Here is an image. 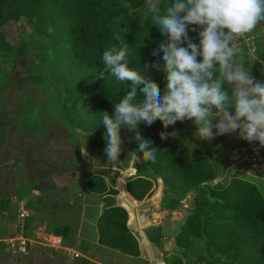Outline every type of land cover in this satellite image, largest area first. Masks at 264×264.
<instances>
[{"label":"trees","instance_id":"1","mask_svg":"<svg viewBox=\"0 0 264 264\" xmlns=\"http://www.w3.org/2000/svg\"><path fill=\"white\" fill-rule=\"evenodd\" d=\"M170 3L171 0H159L161 15ZM23 19L33 24L38 41H43L37 45L35 66L42 71L43 83L54 92L51 109L54 113L59 111L63 122L66 119L73 130L79 131L91 154L103 146L102 140L105 141L102 112L114 114V103L127 94L132 83L120 81L105 71L102 63L105 50L119 48L121 42L126 44L128 67L140 71L147 80L155 81L163 95L166 74L154 67H144L159 58L152 53L165 38L154 24V14L148 11L147 0H0V58L12 55L15 60L26 51V45L14 46L6 38L7 27ZM193 27L199 28L189 25V36L199 43L198 33L191 31ZM243 41L237 45L245 52L247 44L245 39ZM256 49L259 58L264 59L261 45H256ZM162 55L161 52L160 57ZM247 55L248 62L252 55L248 52ZM257 73L253 67L252 74ZM143 87V84L138 86V101L145 98L140 91ZM224 88L231 92L227 82ZM177 122L168 127L178 128ZM140 129L142 136L152 139L153 146L158 148L156 160L146 161L137 151L139 141L135 139V132L121 127L122 149L125 150L121 155L126 158L125 162L131 159V154L126 152L129 149L140 165H144L143 170L139 169L127 179V191L135 199L144 200L154 190L155 175L163 179L165 185L162 210L186 212V220L175 236L177 251L165 258L167 263L208 264L205 256L213 252L211 255H219L216 257L224 264H264L263 188L256 181L237 175L228 183L214 182L219 174L208 154L192 156L181 142L161 147L150 127L142 123ZM104 174L109 173L100 171L82 178L90 184L85 190L100 195L105 202L106 207L98 218L100 242L137 254L139 241L128 227L129 212L116 204L114 196L120 191L107 184ZM186 197L189 202L185 209ZM7 202V198L0 201L1 214ZM27 206L39 208L32 201ZM53 231L68 235L67 230ZM193 244H197L196 249Z\"/></svg>","mask_w":264,"mask_h":264},{"label":"rangeland","instance_id":"2","mask_svg":"<svg viewBox=\"0 0 264 264\" xmlns=\"http://www.w3.org/2000/svg\"><path fill=\"white\" fill-rule=\"evenodd\" d=\"M247 36L252 39L248 40ZM6 38L10 44L26 45L27 49L15 60L12 55L11 58L7 56L0 58V201L4 198L8 199L4 213H0V264H66V250L61 249L60 254H53L50 247L42 248V245H38L28 247L29 255L26 253L27 256H22L19 254L21 253L18 251L19 248L16 249L18 245L14 247L11 244L7 245L13 236L16 216L23 206L21 200L26 192L31 188L49 190L52 184L58 186L69 179L78 176L83 178L84 174L90 176L100 171H108V175L104 174L107 184L117 187L116 182L125 170L136 175L139 169H144V165H140L139 159L129 149L126 150L131 153L128 162H125L126 158L120 154V160L108 163L104 152L106 146L104 140L101 141L103 146L95 154L87 150L86 157L82 147L87 149V146L79 131L72 129L66 117L63 122L59 111L54 113L51 109V95L54 92L43 83L42 71L35 66L37 45L43 41H38L33 24L26 19L19 24H10L6 29ZM244 39L247 44L245 52H242L238 60L237 57L235 59L243 62L248 71L252 72L254 67L258 73L252 74L253 77L264 81V59L259 58L256 49L258 44L264 49V22L259 23L249 35L238 37L236 43L240 45ZM247 52L252 55L248 62ZM10 53L12 54L13 50ZM227 85L232 88L231 85ZM215 122L216 120L213 121ZM177 125L178 128H165L157 119L148 127L152 129L154 140L161 147L181 142L190 149L192 156L200 153L208 154L219 174L214 182L228 183L237 175L256 181L264 190V170L256 166L264 161V147H261L258 141L248 142L240 138L239 130L236 133L215 136L211 141L200 140L195 136L196 125L191 120L179 121ZM173 131L178 133L176 137L161 139V132ZM243 142H246V145L242 144ZM257 152L260 154L259 158ZM125 164L128 165L124 166ZM153 176L155 184L160 183L165 188L163 179ZM85 188H90V184L87 183ZM155 188L154 186L150 198L155 195ZM188 200L186 197L183 203L188 204ZM121 202L127 204L124 199ZM37 205L41 206L39 202ZM158 205H155V210L163 211L161 205ZM48 207L51 208L50 205H45V209L42 210L46 212ZM49 216L51 215L45 214L42 220L46 222L45 228H50L45 230L51 234ZM185 220L186 218L183 217L177 221L175 229H180L181 223ZM165 230L161 227L154 229L153 233L160 237ZM5 245H7V254L4 250ZM196 245L193 244L195 249ZM211 254L207 253L205 256L208 264H224L220 257H216L219 255Z\"/></svg>","mask_w":264,"mask_h":264},{"label":"clouds","instance_id":"3","mask_svg":"<svg viewBox=\"0 0 264 264\" xmlns=\"http://www.w3.org/2000/svg\"><path fill=\"white\" fill-rule=\"evenodd\" d=\"M158 4L159 0H147L154 24L165 38L152 53L159 58L144 67L166 74L163 95L155 81L128 67L123 42L102 56L105 71L120 81L132 82L127 94L114 103V114L102 112L108 163L120 160L122 126L135 132L137 151L146 161L154 162L158 148L152 139L142 136L140 125L151 126L157 119L165 128L191 120L196 125L195 136L206 141L239 130L240 138L258 141L264 147V81L256 80L243 62L235 59L242 54L238 37L264 22V0H171L162 15ZM189 25L199 26L191 29L198 33L199 43L189 36ZM225 82L232 86L231 92L225 90ZM141 84L145 98L138 101ZM177 135L176 131L160 133L162 140ZM82 152L88 156L84 147Z\"/></svg>","mask_w":264,"mask_h":264},{"label":"crops","instance_id":"4","mask_svg":"<svg viewBox=\"0 0 264 264\" xmlns=\"http://www.w3.org/2000/svg\"><path fill=\"white\" fill-rule=\"evenodd\" d=\"M258 152L256 154L260 157ZM88 179L89 178H85L86 181ZM125 183L127 184V181H125ZM85 185L87 184L82 179V176H78L74 179H69L68 181L63 182L58 186L52 184L51 187H49V190L43 188H31L28 190L25 197L21 200L23 205L21 209L29 212V218L25 221V233L27 236L35 239L39 238V240H41L49 234L50 232L47 233V229L45 228L46 222L42 220L45 214H49L51 215L49 216L51 217L49 219V221H51V236H59L62 238V246L64 247L62 250H66V264H151L146 246L136 236L139 228L137 218L138 210L141 222L144 226H147L145 229L147 236L155 246L157 254L162 257V261L158 264H168L165 258L169 256L170 253L173 254L175 250L177 251L175 236L179 231V228L175 229V226H177L176 222L185 217L186 212L183 210H174L172 212L168 210H155L156 204H159L158 206L161 205L165 194L164 186H161L160 183L155 184L156 193L152 198L146 197L142 201L138 200L141 204L140 206H142L141 209L140 206H138V208H132L128 204L122 203V198L118 196L119 194L114 196L117 201L116 204H121L128 210V227L139 241V253L131 254L100 242L98 218L106 207L105 202L100 195L85 190ZM127 194L128 196L133 197L128 191ZM29 201H32L33 204L39 202L41 206L38 209H35L34 207L28 208L27 203H29ZM45 205H50L51 207H48L46 209L48 211L46 212L43 211ZM187 205L188 204H185V206ZM169 213H172V217L163 223L164 218ZM18 219L19 216L17 214L16 221ZM145 220L148 221V224H145ZM161 227L166 230L165 233H162V235L158 237L153 233V230L160 229ZM56 229L62 231L67 230L68 235L65 236V233H62L63 235L56 234L53 231ZM38 245L42 244H35L33 246ZM29 247L31 248V246ZM41 247L44 248L45 246L42 245ZM50 248L53 254H60L59 252L61 249ZM4 250L6 252L7 245L4 246ZM67 250L75 251L79 255H68L69 252H67ZM18 251L21 252L19 254L22 256L29 255V253L26 255V253L21 250ZM49 255L51 256L50 252ZM193 262L195 261H191L189 264H192Z\"/></svg>","mask_w":264,"mask_h":264},{"label":"built area","instance_id":"5","mask_svg":"<svg viewBox=\"0 0 264 264\" xmlns=\"http://www.w3.org/2000/svg\"><path fill=\"white\" fill-rule=\"evenodd\" d=\"M257 158H259L257 156ZM255 158V160L257 159ZM19 219L14 223V229L15 232L12 236V238H10L9 240V244L7 243V245H12V247H14V244H17L19 250H21L24 253H28L27 252V248L29 246H33L35 244H42L45 247H53L56 249H62L64 248L62 246L63 240L61 237L59 236H51V234H47L43 239L39 240L38 239H32L30 237L27 236V234L25 233V221L27 219V217H29V212L20 209L19 210ZM16 247V249H17ZM68 255H72V256H78L79 254L75 251L72 250H67Z\"/></svg>","mask_w":264,"mask_h":264},{"label":"water","instance_id":"6","mask_svg":"<svg viewBox=\"0 0 264 264\" xmlns=\"http://www.w3.org/2000/svg\"><path fill=\"white\" fill-rule=\"evenodd\" d=\"M256 166L264 170V161H262L260 164H256ZM133 174L125 170L120 175L119 180L117 181V188L120 190V197L124 199L130 207L138 208L139 201L133 197L128 196L127 189H126V183H125V179L127 177H130ZM171 217H172V213L167 214L163 220V223H165L166 220ZM137 218H138L139 228H138V232L136 236L146 246L149 252L151 264H158L159 262L162 261V257L161 255L157 254L155 246L153 245V243L150 241L149 237L147 236L146 231H145L147 226H144L143 223L141 222L138 210H137Z\"/></svg>","mask_w":264,"mask_h":264},{"label":"bare ground","instance_id":"7","mask_svg":"<svg viewBox=\"0 0 264 264\" xmlns=\"http://www.w3.org/2000/svg\"><path fill=\"white\" fill-rule=\"evenodd\" d=\"M145 224H148V221L147 220H145Z\"/></svg>","mask_w":264,"mask_h":264}]
</instances>
